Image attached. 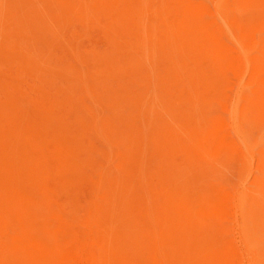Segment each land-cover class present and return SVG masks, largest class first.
Wrapping results in <instances>:
<instances>
[{
    "label": "rangeland",
    "instance_id": "rangeland-1",
    "mask_svg": "<svg viewBox=\"0 0 264 264\" xmlns=\"http://www.w3.org/2000/svg\"><path fill=\"white\" fill-rule=\"evenodd\" d=\"M263 28L264 0H0L1 264H73L64 215L123 264H264Z\"/></svg>",
    "mask_w": 264,
    "mask_h": 264
},
{
    "label": "bare ground",
    "instance_id": "bare-ground-1",
    "mask_svg": "<svg viewBox=\"0 0 264 264\" xmlns=\"http://www.w3.org/2000/svg\"><path fill=\"white\" fill-rule=\"evenodd\" d=\"M222 23V22H221ZM219 24V23H218ZM217 24V25H218ZM223 24V23H222ZM220 25V24H219ZM224 25V24H223ZM258 25H260V24H258ZM261 26V25H260ZM262 26H263V24H262ZM221 29V28H220ZM248 29V28H247ZM253 29V28H252ZM255 29V28H254ZM264 29V28H263ZM251 30V29H250ZM258 30V29H257ZM227 31V30H226ZM244 31H248V30H244ZM255 31V30H254ZM221 32V31H220ZM249 32V31H248ZM237 33V32H236ZM244 34V33H243ZM255 34V33H254ZM223 35V34H222ZM221 35V36H222ZM226 35V34H225ZM244 35H248V33H246V34H244ZM251 35V34H250ZM227 36V35H226ZM245 37H250V36H245ZM255 37V36H254ZM228 39V38H227ZM252 39V38H251ZM225 40V39H224ZM233 40V39H232ZM234 43V42H233ZM229 45V44H228ZM231 46V45H230ZM225 47H227V46H225ZM229 49V48H228ZM225 50H227V49H225ZM231 49H229L228 51H230ZM232 50H233V48H232ZM231 50V51H232ZM234 52H235V49L233 50ZM232 51V52H233ZM242 53L241 51H237V53ZM236 53V54H237ZM229 54V53H228ZM230 54H232V53H230ZM229 54V55H230ZM235 54V53H234ZM235 54V56H237ZM233 55V54H232ZM243 55V54H242ZM241 56V55H240ZM239 56V57H240ZM233 57H234V55H233ZM233 57H232V59H233ZM238 57V58H239ZM243 58V57H242ZM235 59V58H234ZM237 59V58H236ZM245 59V58H244ZM25 60V59H24ZM237 60H239V59H237ZM243 60V59H242ZM246 61L248 60V59H245ZM245 60H244V62H245ZM263 60H264V58H263ZM235 61V60H234ZM240 61H241V59H240ZM233 62V61H232ZM236 63V62H235ZM243 63V62H242ZM248 63V62H247ZM247 63H245V65H247ZM250 63V62H249ZM264 63V62H263ZM238 64H240V63H238ZM237 64V65H238ZM262 64V63H261ZM240 65H242V64H240ZM249 66L251 65V64H248ZM262 65H258V67H261ZM242 67V66H241ZM245 67V66H244ZM237 68H239L238 66H237ZM248 68V70L250 69V67H247ZM246 68V69H247ZM238 70V69H237ZM257 70H260V69H256V73H257ZM242 71H243V69H242ZM246 72V71H245ZM258 72H260V71H258ZM262 72V71H261ZM260 72V74L262 75V73ZM240 73V72H239ZM237 74V73H236ZM247 74V73H246ZM254 74V73H253ZM260 74H258V76H260ZM238 75V74H237ZM237 75H236V77H237ZM248 75V74H247ZM244 76H246V75H244ZM257 76V77H258ZM256 77V76H255ZM254 77V78H255ZM257 77L255 78V79H257ZM251 78H252V76H251ZM244 79V78H243ZM254 80V79H253ZM240 83V82H239ZM257 84V83H256ZM240 85V84H239ZM237 86H238V84H237ZM236 88V87H235ZM236 90V89H235ZM233 92V91H232ZM234 93V92H233ZM233 97V96H232ZM228 99V98H227ZM233 99V98H232ZM240 100V99H239ZM228 102V101H227ZM232 104V103H231ZM230 104V105H231ZM240 104V103H239ZM235 106V105H234ZM229 107V106H228ZM230 109V108H229ZM228 109V110H229ZM227 111V110H226ZM229 113V112H228ZM257 116V115H256ZM227 120V119H226ZM227 130V129H226ZM238 136V135H237ZM237 140V139H236ZM238 143V142H237ZM240 145H241V142H240ZM242 146V145H241ZM235 147H236V145H235ZM242 148V147H241ZM241 148H240V150H241ZM236 150H237V148H235ZM244 150V149H243ZM238 151H239V149H238ZM245 151V150H244ZM241 153V152H240ZM18 154H19V152H18ZM243 154V153H242ZM238 155H240V154H238ZM245 155H246V151H245ZM246 156H248V155H246ZM241 157V156H240ZM242 158V157H241ZM12 159V158H11ZM16 161V160H15ZM23 162V161H22ZM5 164V163H4ZM14 164V163H13ZM21 165V164H20ZM12 166H14V165H12ZM15 167V166H14ZM13 167V168H14ZM3 168V167H2ZM12 168V169H13ZM251 168V167H250ZM19 169V168H18ZM15 170H16V168H15ZM27 171H28V169H27ZM29 173V172H28ZM99 174V173H98ZM1 175V174H0ZM10 175V174H9ZM10 177H11V175H10ZM22 177V176H21ZM20 178V177H19ZM32 180V179H31ZM23 181V180H22ZM32 182V181H31ZM14 184V183H13ZM27 184L30 186V183H28V180H27ZM1 185V184H0ZM17 186V185H16ZM34 186H36V185H34ZM20 187V186H19ZM18 187V188H19ZM30 187H32V184H31V186ZM30 187H27V190H29V189H31ZM21 188V187H20ZM19 188V189H20ZM29 188V189H28ZM33 188V187H32ZM35 188V187H34ZM11 189H14V186H13V188H11ZM22 189V188H21ZM25 189V188H24ZM37 189V188H36ZM38 190V189H37ZM97 190V189H96ZM237 190V189H236ZM242 190V189H241ZM15 191H16V189H15ZM22 191H23V189H22ZM21 191V192H22ZM31 191V190H30ZM39 191V190H38ZM3 192V191H2ZM12 192H14L13 190H12ZM24 192V191H23ZM33 192H37L36 190L35 191H33ZM236 192V191H235ZM7 193V192H6ZM5 193V194H6ZM17 193H19V191L17 190L16 191V194ZM25 193V192H24ZM38 193V192H37ZM39 193H40V191H39ZM36 194L37 195V200H38V197H40L39 195L40 194ZM42 193V192H41ZM237 193H239L238 191H237ZM237 193H236V195H237ZM1 194V193H0ZM10 194V193H9ZM23 194V193H22ZM29 194H30V196L32 195L30 192H29ZM241 194V193H240ZM239 194V195H240ZM12 194H10V196H11ZM15 195V194H14ZM35 195V194H34ZM233 195H234V193H233ZM5 195H3V197H4ZM17 196H19V194H17ZM24 196V195H23ZM29 196V197H30ZM235 196V195H234ZM1 197H2V195H1ZM5 197H7V196H5ZM9 197V196H8ZM33 197V196H32ZM31 197V198H32ZM13 197H11L10 199H12ZM25 198V197H24ZM28 198V197H27ZM2 199H4V198H2ZM93 199V198H92ZM95 199V198H94ZM234 199V198H233ZM91 200V199H90ZM92 201V200H91ZM71 202V200L69 201V203ZM229 202H231L232 203V201H229ZM236 202V201H235ZM73 203V202H72ZM92 203V202H91ZM96 203V202H95ZM239 203V202H238ZM67 204V203H66ZM234 204V203H233ZM232 204V205H233ZM240 204V203H239ZM70 205V204H69ZM91 205V204H90ZM236 205V204H235ZM5 206V205H4ZM87 206H88V202H87ZM92 206V205H91ZM222 206V205H221ZM234 206V205H233ZM1 207V206H0ZM2 207H3V205H2ZM6 207V206H5ZM70 207V206H69ZM227 207H229V206H227ZM238 207V206H237ZM54 208V207H53ZM52 208V209H53ZM231 208H232V206H231ZM87 209V208H86ZM91 209V208H90ZM90 209H89V211H90ZM228 209H230V208H228ZM2 210V209H1ZM10 211V210H9ZM55 211V210H54ZM78 211V210H77ZM84 211H85V209H84ZM231 211V210H230ZM56 212V211H55ZM74 212V211H73ZM91 212V211H90ZM229 212V211H228ZM232 212V211H231ZM86 213V212H85ZM9 214V213H8ZM59 215V212L57 213L56 212V216H58ZM72 214V213H71ZM78 215H79V213H77ZM228 214H232V213H228ZM235 214V213H234ZM0 215H2L1 213H0ZM62 216H63V214H61ZM236 215V214H235ZM234 215V216H235ZM52 216V215H51ZM55 216V217H56ZM227 216V215H226ZM231 216V215H230ZM229 216V217H230ZM233 216V215H232ZM231 216V217H232ZM237 216V215H236ZM6 217H7V215H6ZM31 217V216H30ZM86 217V216H85ZM1 219V218H0ZM3 219V218H2ZM1 219V220H2ZM8 219H11V218H8ZM8 219L6 218V220H7V223H8ZM19 219V218H18ZM47 219V218H46ZM62 219H64V221H66L67 223H69L68 225H70L69 227L71 228V234H70V236L68 237L69 239L67 240L68 242H67V248H66V246L64 247V248H66L67 250H68V252H69V254H70V256H71V258H72V261H73V264H96L97 262L98 263H105V261H106V263L105 264H123V262H122V260L119 258V253H118V251L116 250V249H114V248H111V247H109L105 242L107 241V240H105V242H103L102 240H100L99 238H97V237H95L94 235H93V233H91L86 227H85V225H87V223H86V221H85V225L84 224H81V223H79L78 221H76L75 219H73V218H70V217H66L65 215L62 217ZM230 220H231V218H229ZM232 219H234V217L232 218ZM0 220V222L2 223L3 222V220L1 221ZM57 220V219H56ZM82 220V219H81ZM98 220V219H97ZM236 220V219H235ZM19 221V220H18ZM20 221H21V219H20ZM47 221V223H48V220H46ZM51 221V220H50ZM60 221V220H59ZM83 221V220H82ZM93 221H95V220H93ZM237 221V220H236ZM4 222H6L5 220H4ZM3 222V225L2 226H4L5 225V223ZM9 222H11L10 220H9ZM90 223L92 222V221H89ZM96 222V221H95ZM94 222V223H95ZM228 222V221H227ZM6 223V224H7ZM19 223H21V222H19ZM83 223V222H82ZM16 225H15V227L17 226V227H19L18 225H17V223H15ZM50 224H51V222H50ZM232 224V223H231ZM236 224V222L233 224V225H235ZM238 225H237V228H238V233H239V235L243 238V239H245L246 240V238H247V234H248V224H247V222L244 220V218L243 217H240V220H239V222L237 223ZM25 225V224H24ZM49 225V224H48ZM27 226L29 227V229H30V224L28 225V223H27ZM37 226V225H36ZM230 226V225H229ZM1 227V226H0ZM4 227H6V226H4ZM16 227V228H17ZM22 227V226H21ZM20 227V228H21ZM50 227V226H49ZM61 227V226H60ZM69 227H67V228H69ZM252 227V226H251ZM7 228V227H6ZM9 228V227H8ZM13 228V227H12ZM24 228V227H23ZM58 228V227H57ZM230 228H232V225H231V227ZM5 229V228H4ZM22 229V228H21ZM20 229V230H21ZM26 229H28L27 227H26ZM98 230H99V228H97ZM102 229V228H101ZM221 229V228H220ZM6 230V229H5ZM10 230V229H9ZM17 230V229H16ZM61 230H62V228H61ZM91 230V229H90ZM232 230H234V229H232ZM4 231V230H3ZM12 231H14V230H12ZM11 231V232H12ZM28 231V230H27ZM58 231V230H57ZM65 231V230H64ZM108 231V230H107ZM111 231V230H110ZM224 231V230H223ZM15 232V231H14ZM17 232V231H16ZM22 232H24L23 231V229L21 230V235H23L24 234V236H26V234H27V232H25V233H23L22 234ZM63 232V231H62ZM68 232H69V230H68ZM95 232H97V231H95ZM94 232V234L96 235V233ZM99 232V231H98ZM102 231H100V233H101ZM104 232H105V229H104ZM103 232V233H104ZM109 232V231H108ZM234 232V231H233ZM31 233V232H30ZM61 233V232H60ZM66 233V232H65ZM40 234H41V232H40ZM59 234V233H58ZM98 234V233H97ZM235 234V233H234ZM9 235V234H8ZM33 235V234H32ZM105 235H106V233H105ZM119 235V234H118ZM238 235V234H237ZM7 236V235H6ZM49 236V235H48ZM114 236V239H115V236L116 235H113ZM135 236V235H134ZM236 236V235H235ZM21 237V236H20ZM37 237V236H36ZM35 237V238H36ZM103 237H105V236H103ZM109 237V236H108ZM107 237V238H108ZM14 238V237H13ZM27 238V237H26ZM34 238V239H35ZM38 238V237H37ZM36 238V239H37ZM50 238V237H49ZM66 238V237H65ZM10 239H12V238H10ZM31 239H33V236H32V238ZM39 239V238H38ZM46 239V238H45ZM59 239V238H58ZM57 239V240H58ZM109 239V238H108ZM113 239V238H112ZM140 239V238H139ZM146 239V238H145ZM226 239V238H225ZM234 239V238H233ZM239 238L237 237V240H238ZM9 237H8V239L4 236V233L2 232V229L0 228V244H1V246L2 245H6V246H9L10 244H9ZM18 240V239H17ZM104 240V239H103ZM111 240V239H110ZM129 240H131L130 238H129ZM240 240V239H239ZM238 240V241H239ZM35 241V240H34ZM39 241V240H38ZM37 241V242H38ZM53 241V240H52ZM51 241V242H52ZM61 240H59V242H60ZM65 241H66V239H65ZM115 241V240H114ZM123 241V240H122ZM137 241H139V240H137ZM141 241V240H140ZM140 241H139V243H140ZM148 241V240H147ZM22 242V241H21ZM24 242V241H23ZM44 242H46V240L44 241ZM110 242H112V240L110 241ZM135 242V241H134ZM233 242V241H232ZM27 243V242H26ZM47 244L49 243V242H46ZM45 243V244H46ZM130 243H131V241H130ZM235 243V242H234ZM239 243V245H240V242H238ZM33 244V243H32ZM40 244V243H39ZM46 244V245H47ZM111 244V243H110ZM118 244H120V241H119V243ZM136 244H137V242H136ZM135 244V245H136ZM18 245V244H17ZM21 245V244H20ZM38 245V244H37ZM40 245H42V244H40ZM39 245V246H40ZM57 245H58V243H57ZM62 245H64V244H62ZM112 245V244H111ZM110 245V246H111ZM154 245V244H153ZM232 245H234V244H232ZM237 245V244H236ZM38 246V247H39ZM48 246V245H47ZM60 246V245H59ZM121 246V245H120ZM139 246H143L142 244H140ZM138 246V247H139ZM155 246V245H154ZM25 247H27L28 248V246H25ZM58 247V246H57ZM144 247V246H143ZM153 247V246H152ZM252 247V246H251ZM250 247V248H251ZM17 248V247H16ZM35 248V247H34ZM40 248H42V247H40ZM60 248V247H59ZM58 248V249H59ZM237 248L239 249V247L237 246ZM12 249V248H11ZM18 249V248H17ZM16 249V250H17ZM33 249V248H32ZM54 249V248H53ZM154 247H153V251H154ZM236 249V248H235ZM9 250H10V246H9ZM46 250H47V248H46ZM45 250V251H46ZM51 250H52V248H51ZM248 250V249H247ZM246 250V251H247ZM253 250H254V248H253ZM28 251V250H27ZM42 251V250H41ZM52 251H54V253H55V249L54 250H52ZM56 251H58L57 249H56ZM237 251V250H236ZM29 252V251H28ZM27 252V253H28ZM60 252V251H59ZM67 252V251H66ZM156 252H158V251H156ZM240 252V251H239ZM252 252V251H251ZM254 252V251H253ZM8 253V252H7ZM34 253V252H33ZM33 253H31V254H33ZM56 253H58V252H56ZM238 253V252H237ZM2 254H4V251H3V253ZM2 254H0L1 255V257H3L2 256ZM29 255H30V253H28ZM38 254H39V252H38ZM37 253H36V255H38ZM64 254V253H63ZM67 254V253H66ZM165 254V253H164ZM164 254H162V255H164ZM176 254V253H175ZM53 254H51V256H52ZM58 255V254H57ZM56 255V256H57ZM180 255V254H179ZM251 255V254H250ZM7 256H8V254H7ZM22 256H24V255H22ZM31 256H33V255H31ZM51 256H49V257H51ZM60 256V255H59ZM159 256V255H158ZM172 256V255H171ZM174 256V255H173ZM176 256V255H175ZM174 256V257H175ZM180 256H182V255H180ZM248 256V257H247ZM247 256H245V257H247L248 259H249V255H247ZM253 256V255H252ZM252 256H251V258H252ZM5 257V256H4ZM38 257H41V256H38ZM53 257H55V256H53ZM64 257H66L65 255H64ZM161 257V256H160ZM166 257V256H165ZM241 257H242V255H241ZM6 258V257H5ZM21 258V257H20ZM19 258V259H20ZM42 258V257H41ZM171 258V257H170ZM177 258V257H176ZM239 258V257H238ZM249 259V260H252V259ZM1 259H3V258H1ZM1 259H0V264L3 262V261H1ZM29 259V258H28ZM68 259H69V257H68ZM163 259V258H162ZM175 259V258H174ZM237 259V258H236ZM244 259V258H243ZM9 260V259H8ZM23 260V259H22ZM22 260H20V261H22ZM42 260V259H41ZM49 260H51V258L49 259ZM57 260V259H56ZM58 260H59V257H58ZM171 260H173V257L171 258ZM170 259L167 261V262H169V263H171L172 261H171ZM178 259H175V260H173V261H177ZM242 260V259H241ZM240 260V261H241ZM246 260V259H245ZM249 260H248V262H249ZM19 261V262H20ZM34 261H37V259L36 260H34ZM54 261H55V259H54ZM63 261V260H62ZM68 261V260H67ZM158 261V260H157ZM163 261V260H162ZM187 261V260H186ZM199 261V260H198ZM234 261V260H233ZM23 262V261H22ZM21 262V263H22ZM33 262V261H32ZM39 264H40V262L39 261H37ZM49 262V261H48ZM53 262V260L52 261H50V263H52ZM58 262V261H57ZM64 262V261H63ZM69 262V261H68ZM178 262V261H177ZM181 262V261H180ZM201 262V261H200ZM232 262V261H231ZM25 263V262H24ZM23 263V264H24ZM31 263V262H30ZM44 263V262H43ZM45 263H47V262H45ZM53 263H56V261L55 262H53ZM52 263V264H53ZM161 263V262H160ZM166 263V262H165ZM173 263V262H172ZM171 263V264H172ZM175 263V262H174ZM173 263V264H174ZM187 263V262H186ZM245 263V262H244ZM251 263H252V261H251ZM7 264H10V262L9 263H7ZM14 264V263H13ZM34 264H35V262H34ZM37 264V263H36ZM48 264V263H47ZM141 264H158V262L156 263V262H144V263H141ZM168 264V263H167ZM176 264V263H175ZM177 264H179V262L177 263ZM181 264H183V263H181ZM192 264V263H191ZM198 264H199V262H198ZM231 264V263H230Z\"/></svg>",
    "mask_w": 264,
    "mask_h": 264
}]
</instances>
